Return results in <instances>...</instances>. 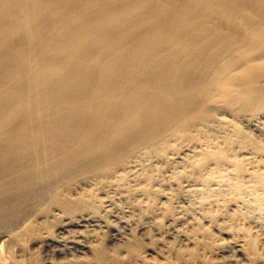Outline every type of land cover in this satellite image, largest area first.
Segmentation results:
<instances>
[{
  "label": "bare ground",
  "instance_id": "1",
  "mask_svg": "<svg viewBox=\"0 0 264 264\" xmlns=\"http://www.w3.org/2000/svg\"><path fill=\"white\" fill-rule=\"evenodd\" d=\"M185 143L205 221L163 236ZM32 259L264 264V0H0V264Z\"/></svg>",
  "mask_w": 264,
  "mask_h": 264
},
{
  "label": "rangeland",
  "instance_id": "2",
  "mask_svg": "<svg viewBox=\"0 0 264 264\" xmlns=\"http://www.w3.org/2000/svg\"><path fill=\"white\" fill-rule=\"evenodd\" d=\"M254 133H255V135H254ZM252 134H253V136H255V138H259V132L258 131H253L252 130ZM258 134V135H257ZM187 145H190V146H187ZM188 149H187V148ZM191 147H192V145L191 144H189V143H185V146H184V151H185V154H187V155H184V156H182L184 159H179L178 161H176L175 163H170V165L168 166V164H166L165 165V161L164 160H160V159H156V158H154L153 159V161L151 162V163H149V164H151V168H150V171H151V173L152 174H154L155 175V177H157L156 178V182H158V185L156 186V187H158V188H161L162 190H163V192H165V194L167 195V196H171V194H172V196L173 197H171L172 198V206L174 207V213L172 214V215H170V216H168L169 218H171V219H169L168 217L166 218H163L162 219V221H163V226L164 227H162L161 229H160V231L162 230V235L163 236H165V235H167V234H172L173 233V235H175V234H177V232L178 231H184L186 228H188L189 227V224H190V222H193V221H195V220H197V219H200V221H205L203 218H202V215H203V211L201 210V207H198V206H200V202L201 201H199L200 200V195L199 194H197L196 192H194V190H197V189H199V188H201V186H202V184L200 183V180L197 178V175H192V176H188V178L187 179H190V180H188V183H187V179L185 178V179H183L182 180V182L181 183H179V184H176V183H174L173 182V177L172 176H175L176 175V173H181V172H183L184 170L183 169H186L185 168V164H184V162H186L187 160H192L193 158L192 157H194L192 154H193V152H192V149H191ZM186 149V150H185ZM187 152V153H186ZM189 156V157H188ZM187 158V159H186ZM189 158V159H188ZM186 159V160H185ZM181 160V161H180ZM164 161V162H163ZM160 162V163H159ZM157 163V164H156ZM153 164V165H152ZM155 164V165H154ZM157 165V166H156ZM155 166V167H154ZM169 167V168H167V167ZM172 166V167H171ZM155 170H154V169ZM161 168V169H160ZM134 169V170H133ZM132 170H129L130 172H131V174H130V172H128V175H129V177L130 178H133L132 176H136V172L138 173V171H139V169H140V167H137L136 168V170H135V168H133ZM158 169V170H157ZM175 169V170H174ZM157 171V172H156ZM175 171V172H174ZM134 172H135V174H134ZM171 172V173H170ZM158 175V176H157ZM164 176V177H163ZM190 177V178H189ZM192 178V179H191ZM134 179V178H133ZM160 180V181H159ZM162 180V181H161ZM194 180V181H193ZM170 182V183H169ZM172 182V183H171ZM195 182V183H194ZM161 184H163V186L161 185ZM164 184H166V185H164ZM194 184V185H193ZM133 185V184H132ZM143 186H144V184H143ZM163 188H162V187ZM170 186V187H169ZM134 187V186H133ZM138 187H141V186H135V188H138ZM132 188V187H131ZM166 188V189H165ZM190 188V189H189ZM186 190V191H185ZM191 191V192H190ZM115 194V193H114ZM114 194H112V196L114 195ZM186 194V195H185ZM191 195V196H190ZM134 196V195H133ZM199 196V197H198ZM198 199H197V198ZM118 200L120 199V201L121 202H119V201H117L116 200V204L114 205V208H115V211H117V213L116 214H118V219H116L117 221H119V220H126V219H129V218H131V217H129V213H130V209L132 208L133 209V207H134V205L137 203L136 201V199H135V197H131L130 198V200L131 199H133L134 200V202H136V203H134L133 202V200H131V202H129V201H124V199H123V197H121V196H119L118 195ZM137 198V197H136ZM195 198V199H194ZM126 200V199H125ZM124 201V202H123ZM199 201V202H198ZM125 202H128L127 204H125ZM189 203V204H188ZM195 203V204H194ZM199 205H198V204ZM131 205V206H130ZM191 205H192V207H191ZM161 205L159 204V207H160ZM184 206V207H183ZM124 208V209H123ZM178 208V209H177ZM185 208V209H184ZM119 209H121L120 210V212H118V210ZM159 209V208H158ZM200 209V210H199ZM128 210H130V211H128ZM202 211V212H201ZM124 212L126 213V214H124ZM127 212H129V213H127ZM199 212H201V213H199ZM158 213H159V210H158ZM158 213H156V214H150L149 216L148 215H146L147 217L144 219V221L142 220V222H143V224H144V226H146V227H148V230L149 231H152V232H155V231H159L157 228V226H154L155 225V223H156V221L158 220L157 218L158 217H156L157 216V214ZM189 213V214H188ZM136 215L138 214V212H136L135 213ZM134 215V217H136V218H134L133 217V220L134 219H136V220H138L139 219V215ZM197 215V216H196ZM198 217V218H197ZM179 218V219H178ZM183 218H184V220H183ZM188 218V219H187ZM191 218V219H190ZM114 218H112L111 219V221H113L114 222V220H113ZM156 219V220H155ZM164 220H165V222H164ZM168 220V221H167ZM173 220V221H172ZM187 220V221H186ZM192 220V221H191ZM152 221V222H151ZM172 222V223H171ZM147 223V224H146ZM184 223V224H183ZM134 224V223H133ZM166 224V225H165ZM172 224V225H171ZM179 224V225H178ZM181 224V225H180ZM169 225V226H168ZM133 226H135V225H133ZM184 226V227H183ZM155 227H156V229H155ZM165 227H167V228H165ZM170 227H172V228H170ZM178 227H179V229H178ZM185 228V229H184ZM181 229V230H180ZM91 230H93V228L92 229H89L88 230V232L86 233V237H88V238H86L85 239V241L87 242V243H90L91 241H93V237L95 236V232H93V231H91ZM98 230V229H97ZM173 230V231H172ZM170 231V232H169ZM90 233V234H89ZM118 233V234H117ZM72 234V235H71ZM88 234H89V236H88ZM112 234L113 235H115V237H116V235H118L116 238H118V239H120L121 237H120V233L119 232H112ZM76 236V235H78L77 233H75L74 234V232H71V233H66V234H63L61 237H64V236ZM93 235V236H92ZM92 238H91V237ZM168 236V235H167ZM170 237V236H169ZM88 239V240H87ZM171 240H172V238H170ZM119 243H117V244H115V243H111V244H109L110 246H108V249H110L109 251H112V250H114V249H116L117 248V245H118ZM25 245L27 246V247H29L30 245H31V247L34 249H36L38 246L36 245V244H31V243H25ZM121 250V249H120ZM229 251H231V248H229L228 249ZM118 252L119 253H121L122 252V250L121 251H119L118 250ZM49 254V255H48ZM36 255H38V254H36ZM52 253H50V252H48L47 254L45 253L44 254V257H45V259L47 260V261H50V260H52ZM51 257V258H50ZM57 259V260H56ZM54 261L56 262V263H65L69 258H67V260H65V258L63 257H60V258H56ZM33 263V259L32 260H27L26 261V264H32Z\"/></svg>",
  "mask_w": 264,
  "mask_h": 264
}]
</instances>
